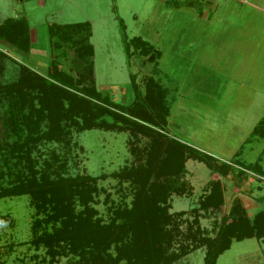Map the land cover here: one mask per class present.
<instances>
[{
  "label": "rangeland",
  "instance_id": "374dc122",
  "mask_svg": "<svg viewBox=\"0 0 264 264\" xmlns=\"http://www.w3.org/2000/svg\"><path fill=\"white\" fill-rule=\"evenodd\" d=\"M13 2L6 5L12 10L8 15L25 16L42 59L27 58L25 51L0 41V52L5 56L0 58V86L16 79L20 65L44 75L50 59L56 58L66 71L71 70L61 56L65 50L52 51L46 26L88 22L95 88L115 102L128 103L130 81L141 91L143 78L151 76L166 93L169 115L164 132L207 156L212 166L229 169L222 175L202 162L186 160L180 179L187 182L188 192L171 193L168 198L169 213L184 212L174 216L178 230L182 233L190 225L204 236H213L233 204L240 205L249 218L264 208V137L250 134L264 116V0ZM133 37L152 45L151 53L157 57L151 53L139 56L131 44V55L127 56L124 47ZM11 108L8 97L1 96L6 134L0 151L1 186L8 185L15 174H28V164L35 176L95 177L98 192L90 205L103 222L108 220L110 207L129 203V186L119 185L111 176L131 164L127 132L100 128L75 131L71 127L67 144L43 138L25 142L27 161L19 160L8 148L12 142H22L27 131ZM43 123L38 134L46 130ZM215 180L221 186L223 202L216 209L203 210L200 200ZM35 217L27 195L0 197V264L68 262V257L49 262L44 248L31 242ZM203 252V247L196 248L172 264H202ZM215 264H264V237L232 241Z\"/></svg>",
  "mask_w": 264,
  "mask_h": 264
},
{
  "label": "trees",
  "instance_id": "16d2710c",
  "mask_svg": "<svg viewBox=\"0 0 264 264\" xmlns=\"http://www.w3.org/2000/svg\"><path fill=\"white\" fill-rule=\"evenodd\" d=\"M46 28L52 51L65 50L61 56L71 70L66 71L56 58L50 59L44 75L20 65L16 79L0 86V98L8 97L11 112L27 131L22 142L9 145L10 155L27 161L23 147L39 138L67 144L68 128L72 127L75 131L100 128L127 132V148L132 158L130 165L111 173L119 185L127 183L130 201L110 207L106 222L96 216L90 205L98 192L96 178L90 175L35 176L27 164L28 174H15L8 185H0V197L28 196L36 215L31 223V242L44 248L49 262L68 257L65 264H172L203 247L202 264H215L232 241L264 237V208L249 218L238 204H233L229 214L221 219L213 236H204L190 225L181 233L174 216L184 212L169 213L168 198L171 193L188 192L187 182L180 179L186 160L202 162L222 175L229 169L212 166L207 156L164 132L169 115L166 93L151 76L143 78L141 91L130 81L132 95L128 103L115 102L95 88L88 22L48 23ZM0 41L28 51L29 34L24 17L1 20ZM129 44L139 56L153 51L148 42L133 37L124 47L127 56L131 55ZM4 57L0 52V58ZM42 122L46 130L38 134ZM250 134L264 137V116ZM5 136L0 114V151ZM222 202L221 186L215 180L200 200V207L216 209ZM192 221L196 224V217Z\"/></svg>",
  "mask_w": 264,
  "mask_h": 264
},
{
  "label": "crops",
  "instance_id": "0c3cea01",
  "mask_svg": "<svg viewBox=\"0 0 264 264\" xmlns=\"http://www.w3.org/2000/svg\"><path fill=\"white\" fill-rule=\"evenodd\" d=\"M0 1H1L0 2V21L5 19V18L18 17V15H8V14H10V12H12V10H10V8L6 9V7H7L6 5H9V7H10V5H13L12 3H14L13 1H17L18 3H20L21 0H0ZM38 1L40 2L39 5L45 4V0H38ZM36 2H37V0H36ZM22 8H23V6H22ZM19 17L25 18V16H23V15H21ZM25 21H26V24L28 27V34H29V49H28V51L25 52L26 57L32 58L34 56V57H40L42 59V55L40 54V51L38 49H36L33 45L35 42L34 32H33V30H31V27L28 25L27 19H25Z\"/></svg>",
  "mask_w": 264,
  "mask_h": 264
}]
</instances>
